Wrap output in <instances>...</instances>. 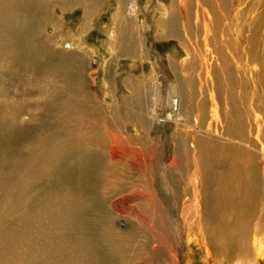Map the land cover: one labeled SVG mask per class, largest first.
Listing matches in <instances>:
<instances>
[{
  "label": "bare ground",
  "instance_id": "6f19581e",
  "mask_svg": "<svg viewBox=\"0 0 264 264\" xmlns=\"http://www.w3.org/2000/svg\"><path fill=\"white\" fill-rule=\"evenodd\" d=\"M104 4L114 8L100 24ZM75 8L82 19L67 26ZM156 10L154 40L180 50L134 84L120 71L125 95L103 83L99 100L85 89L98 82L88 59L106 60L86 35L100 25L110 60L144 62L151 27L139 0H0V264H264V0H161ZM162 125L177 160L191 154L189 176L153 155L160 135H149ZM118 131L154 157L136 169L151 184L128 192L122 231L107 181L131 175L109 144Z\"/></svg>",
  "mask_w": 264,
  "mask_h": 264
},
{
  "label": "rangeland",
  "instance_id": "374dc122",
  "mask_svg": "<svg viewBox=\"0 0 264 264\" xmlns=\"http://www.w3.org/2000/svg\"><path fill=\"white\" fill-rule=\"evenodd\" d=\"M161 0H139V5L141 7V15L140 17L143 19H146L150 25L151 28L146 30V47L148 48L146 50V55L148 56L147 60L144 62L140 61L138 56L135 53H131V57L125 56L124 52H120V58H115L113 60L111 59L110 54L107 55L106 51L104 52L102 40L104 39L103 33L101 32L100 25H96L93 27V29L87 33L86 35V40L89 45L96 46L97 49H99L102 52V55L104 56V59L106 62L99 64L95 62V60H98L97 56H94V58L88 59V61L91 63L90 66V72L93 71L95 75H93V78L97 79V84H92V81H88V86L85 89L91 90L92 93L96 94V97L98 96L97 99H99V90L101 89V86L106 84V89L109 91V95H114L117 93H121L120 95H125L124 89L128 90L124 83H122V78L119 76L120 71H124V75L128 78L130 83L133 84L135 83L136 80H138L136 77L141 75L143 71L149 72L152 70V65L154 64L159 71L162 70V66L165 65V59L170 56L171 54L169 53V50H172L174 47H177L179 50L180 48L176 45V42L174 40H154L153 37V28H152V23H154L158 17L160 16V12L156 10L158 2ZM106 4L102 6V8H106ZM143 7V8H142ZM112 6L108 5L106 9H104V12L101 13L100 17V24L101 23H107L110 21L111 18V13L113 12ZM83 11L80 8H75L67 14H65V17L63 16V21L65 23H68V25H77L81 19H82ZM57 16H59L57 14ZM71 40L67 39L65 43L62 44L63 49H68L66 46L67 44H70ZM77 43V42H75ZM60 44V43H59ZM60 48V47H59ZM70 48V47H69ZM76 50V49H74ZM134 56V58H133ZM177 59H182L181 56H179ZM86 60V58L84 59ZM167 60V59H166ZM84 63H87L84 61ZM96 64V65H95ZM120 65V66H119ZM108 66V67H107ZM99 70L97 71V69ZM105 67V69L103 68ZM165 67V66H164ZM166 68V67H165ZM108 69V71H107ZM100 71V72H99ZM104 71V72H102ZM108 73H107V72ZM127 71V72H126ZM97 72V75H96ZM127 73V74H126ZM132 75V77H131ZM135 78H134V77ZM99 78V79H98ZM135 79V80H134ZM109 81V82H107ZM109 84V85H108ZM108 85V86H107ZM117 89V90H116ZM116 90V91H115ZM121 90V91H120ZM149 91L147 90V96L150 97ZM3 97H0V100H2ZM136 99H139V95L136 96ZM100 100V99H99ZM143 103L149 105V109L155 108L157 104V100L153 98H143ZM111 107V106H110ZM107 108V107H106ZM110 109V108H109ZM107 109L109 112L110 110ZM112 115V114H111ZM110 115V116H111ZM114 119V118H113ZM120 131V130H119ZM114 132L112 133L113 136L109 138V144L111 145L112 148L116 149V151L122 155L123 158L126 159L124 165H117V168L122 167L121 169H126L127 173L131 174L128 175L127 177H109L107 181L110 182V185L114 188H118V193H116V196L112 198V202L117 203V209L118 210H113V214H115V218L112 221V226L115 230L117 231H122L125 229L127 226L128 220L130 221V213L133 212V209L135 207V196L128 194V192H132V189L135 190L134 192H141L142 189L144 188L145 184L147 186L151 184L149 181L148 177L142 175L141 177L138 176L140 173H136V169L138 167H143L145 166L146 168H149L150 162H152V157L151 154L145 153L143 154L141 152V149L136 142L128 143L127 139H132L129 138L128 132L122 133V132ZM173 129L168 128L165 125H162L159 127L158 131H155L154 133H150L149 135V140L154 142V136L155 135H160V139H158V145H157V150L153 154L156 159H159V164H162V162L165 163H172L174 162L176 166L179 165V167H182V170H185L186 177L189 176L192 171V168H189L188 170V165L191 160V154L187 157H184L182 161L179 159L177 160L178 155L176 156L175 154L171 153V146L170 143H174L176 139H173ZM178 138L181 137L180 135H177ZM167 140V142L165 141ZM190 150L192 151V147L189 146ZM141 149V150H140ZM185 150V148L183 147ZM162 159V160H161ZM133 164V166H132ZM136 166V167H135ZM119 170V169H118ZM179 169L175 168L174 172L178 171ZM155 176V174H154ZM142 178V179H141ZM122 183L124 184L123 187L120 189L119 184ZM132 183V184H131ZM132 185V186H131ZM127 186V187H126ZM103 191H105V187L102 186ZM3 192V187L0 188V197L2 196ZM104 193V192H101ZM159 196V193H157V197ZM159 198V197H158ZM110 203V202H108ZM182 201L180 202V204ZM188 203L185 202L184 205L181 206L182 209L185 210V206ZM141 208H139V212H141ZM146 224V223H144ZM150 236V234L148 233ZM152 238V236H151ZM191 249V247H190ZM152 255V252L151 254ZM156 260L163 261V257L160 255H154L153 256ZM157 257V258H156ZM166 260L170 263L169 255L166 254ZM150 264H155L151 262Z\"/></svg>",
  "mask_w": 264,
  "mask_h": 264
}]
</instances>
